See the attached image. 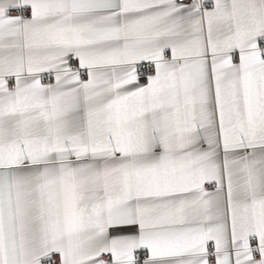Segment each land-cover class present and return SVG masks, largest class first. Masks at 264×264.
<instances>
[{
    "label": "snow or ice",
    "instance_id": "obj_1",
    "mask_svg": "<svg viewBox=\"0 0 264 264\" xmlns=\"http://www.w3.org/2000/svg\"><path fill=\"white\" fill-rule=\"evenodd\" d=\"M0 264H264V0H0Z\"/></svg>",
    "mask_w": 264,
    "mask_h": 264
}]
</instances>
